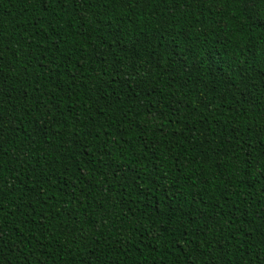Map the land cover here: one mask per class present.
Returning a JSON list of instances; mask_svg holds the SVG:
<instances>
[{"label": "trees", "instance_id": "1", "mask_svg": "<svg viewBox=\"0 0 264 264\" xmlns=\"http://www.w3.org/2000/svg\"><path fill=\"white\" fill-rule=\"evenodd\" d=\"M0 264H264V0H0Z\"/></svg>", "mask_w": 264, "mask_h": 264}]
</instances>
